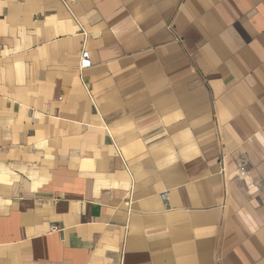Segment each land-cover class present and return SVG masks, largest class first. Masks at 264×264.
Returning <instances> with one entry per match:
<instances>
[{"label":"crops","instance_id":"1","mask_svg":"<svg viewBox=\"0 0 264 264\" xmlns=\"http://www.w3.org/2000/svg\"><path fill=\"white\" fill-rule=\"evenodd\" d=\"M0 264H264V0H0Z\"/></svg>","mask_w":264,"mask_h":264},{"label":"built area","instance_id":"2","mask_svg":"<svg viewBox=\"0 0 264 264\" xmlns=\"http://www.w3.org/2000/svg\"><path fill=\"white\" fill-rule=\"evenodd\" d=\"M91 66V61H90V58H89V52L84 50L82 53H81V58H80V69H85V68H88ZM161 198L162 200L166 201L167 198H168V193H162L161 194ZM52 230H58V227L57 226H53L52 227Z\"/></svg>","mask_w":264,"mask_h":264}]
</instances>
